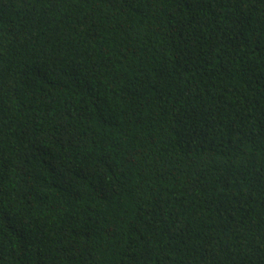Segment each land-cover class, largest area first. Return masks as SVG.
Segmentation results:
<instances>
[{"label":"trees","instance_id":"16d2710c","mask_svg":"<svg viewBox=\"0 0 264 264\" xmlns=\"http://www.w3.org/2000/svg\"><path fill=\"white\" fill-rule=\"evenodd\" d=\"M0 264H264V0H0Z\"/></svg>","mask_w":264,"mask_h":264}]
</instances>
